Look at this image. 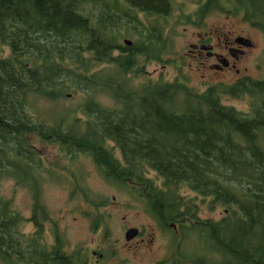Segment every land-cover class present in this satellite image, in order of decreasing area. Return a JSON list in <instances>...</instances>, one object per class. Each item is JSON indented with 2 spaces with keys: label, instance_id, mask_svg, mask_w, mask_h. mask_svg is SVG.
Masks as SVG:
<instances>
[{
  "label": "trees",
  "instance_id": "1",
  "mask_svg": "<svg viewBox=\"0 0 264 264\" xmlns=\"http://www.w3.org/2000/svg\"><path fill=\"white\" fill-rule=\"evenodd\" d=\"M132 1L141 7L163 4ZM91 5L97 14L87 12ZM128 11L117 4L80 0H0V188L12 180L31 196V214L26 216L12 197L0 193V264H81L78 257L84 255L68 251L57 229L53 245L43 241L44 225L52 218L42 193L46 180L70 174L99 211L105 202L91 200L73 170L82 156L93 160L108 183L140 194L161 223L189 216L193 232L205 236L212 223L200 219L195 206L184 205L179 213L183 186L204 202L215 192L222 205L233 194L234 173L247 169L239 176L246 179L242 188L249 183L256 187L248 177L261 167L239 154L235 144L236 133L247 135L255 117H244L225 104L224 95L248 93L262 108L264 80L247 78L230 91H199L189 87L182 67L175 64V78H149L129 88L131 78L146 74L139 57L164 62L166 51L149 38L133 46L119 41L121 28L129 24ZM101 93L116 107L104 105ZM69 95L78 96L75 105L50 107ZM51 147L56 156L45 151ZM150 171L160 182L148 176ZM251 191L241 202L258 203ZM103 219H94L93 230ZM30 223L35 230L27 233ZM217 241H223L222 234Z\"/></svg>",
  "mask_w": 264,
  "mask_h": 264
},
{
  "label": "flooded vegetation",
  "instance_id": "2",
  "mask_svg": "<svg viewBox=\"0 0 264 264\" xmlns=\"http://www.w3.org/2000/svg\"><path fill=\"white\" fill-rule=\"evenodd\" d=\"M162 1L163 4L157 6L141 7L132 0H80L84 3H112L127 8L130 14L129 24L124 25L121 29L131 26L139 35L140 40L153 39L166 52L170 47L171 38L167 37L169 32L165 31V28L172 29L174 26L184 25L191 40L186 45V51L171 60L174 64L182 67V70L186 64L195 66L202 78L204 90L220 88L230 91L236 84L244 82L247 78H252L247 73L249 53L255 47V43L248 36V25L264 31V0ZM215 15L224 16L228 21L217 24ZM141 16H144V20L141 19ZM253 17H256L258 21L252 22ZM153 21H158L161 26L151 23ZM126 39L128 38H124L122 41L124 45H126ZM131 41L133 44L130 46L135 45L136 41ZM163 61L146 59L142 54L139 57V66L144 68V72H147L146 68L152 62L165 63L164 59ZM243 97L250 98L249 113H243L225 102L227 98L243 99ZM224 103L234 107L244 117H255L256 123L250 128H246L247 135L236 133L235 144L239 154H247L261 167L257 174L252 173L248 177L250 181L255 179L256 187L249 183L244 186V189L242 188L246 179L239 176L246 173L247 169H244L241 174L234 173L236 178L232 181L233 194H230L229 203L225 205L219 203L215 192L206 199V202L202 198L212 215L208 218L212 223L209 236H205L203 232L200 234L193 232L190 222L192 219L189 216L180 218V221H165L164 224L147 209L154 218L158 230L162 233L161 238L155 235L145 236V233L139 229L138 235L134 238L127 240L125 236L124 249H133L135 253L144 248L151 249L158 238L162 241L161 244L157 243L156 250L164 249L163 258L156 259L152 264H264V107L259 108L257 98L248 93L238 96L224 95ZM249 171L252 172V170ZM74 185V192L77 193L79 188H77V184ZM114 186L125 189L117 184ZM82 187L86 190L84 186ZM181 189L177 198V206L180 207L179 213L182 216L184 205H191V209L195 206L199 217V208L196 207V203L185 199L180 194ZM249 190H252L251 192L256 195L258 203L255 205L241 202L246 200V193ZM82 194L84 195V193ZM131 194L147 207L145 199L140 194L134 192ZM85 197L87 200V195ZM219 210L221 211L219 212ZM216 213L221 215L215 217ZM218 234H222V242L217 241ZM192 241L197 243V246L192 247L194 251L189 250V243ZM112 243L107 249H101V244L94 245L91 242H88L87 247L77 248L76 251H81L80 255H84V257H78L79 260H82L81 264H127L128 262L124 258L119 257L118 250Z\"/></svg>",
  "mask_w": 264,
  "mask_h": 264
},
{
  "label": "rangeland",
  "instance_id": "3",
  "mask_svg": "<svg viewBox=\"0 0 264 264\" xmlns=\"http://www.w3.org/2000/svg\"><path fill=\"white\" fill-rule=\"evenodd\" d=\"M88 7L87 12L95 15L98 9ZM92 10L90 11L89 9ZM144 20V16H141ZM232 20V19H230ZM229 20V21H230ZM217 24L228 21L224 16L215 15ZM238 23V21H236ZM157 26H161L158 21L151 22ZM175 30V32H174ZM165 31L169 32L168 38H171L170 47L162 56L165 63L152 62L148 65L147 72L144 76L138 78H131L127 82L130 88H138L145 84L149 78L153 80H160L163 77L165 80H171L178 76L174 63H166L169 59L175 58L186 51V45L191 40V36L184 25L174 26L172 29L168 27ZM119 41L122 43L124 38L133 41L140 39L139 35L130 27L123 28ZM248 36L251 37L255 43V47L249 53V70L247 75L255 79H264V31L258 30L248 25ZM181 77L186 79L189 87L199 91H203L202 78L198 74L195 66L186 64L181 71ZM78 96L69 95V97L62 101L50 104V107L55 110H61L65 106L70 107L77 103ZM99 100L106 106L116 107V104L104 93L99 95ZM225 102L236 107L243 113H249L250 98L243 97V99L227 98ZM46 104V102H45ZM44 106V102L42 103ZM40 147V143H37ZM45 151L56 156L57 150L55 147L46 148ZM73 170L80 175L79 183L84 186L89 194L91 200L101 201L105 204L97 211L92 203L86 200V197L78 191L72 195L75 189L72 175L62 174L58 178L46 180L42 193V202L50 211L52 220H48L44 225V239L43 241L51 246L55 243V229H57L64 241L68 251H74L79 247H87L88 242L94 245L101 244L102 248H109L110 243L118 250L120 258H124L127 264H152L156 259L163 258L164 249H158L157 243L161 244L162 240L158 238L162 234L155 223L154 218L147 211L145 204L136 196L132 195L128 190L118 188L111 183H108L102 176L98 167L89 157L82 156L74 165ZM62 172H67L62 170ZM149 177L156 180L160 178L155 172L150 171ZM71 180V181H70ZM0 193L6 197L13 198L17 209L22 211L26 216L31 214V196L26 189L16 187L14 181H4L0 188ZM180 194L187 200H192L199 208V217L201 219H208L212 217L208 209V205L202 201V197L190 191L187 187H182ZM87 202V203H86ZM222 210V209H221ZM219 210V212L221 211ZM90 212V213H87ZM102 214V215H100ZM99 216L105 221L99 228L93 230L94 219ZM216 213L215 217L220 216ZM57 223V227L54 224ZM128 227H137L145 233V236L155 235L158 238L155 240L156 244L151 249L144 248L135 253L133 249H124L123 243L125 240V233ZM25 232L30 233L35 230V227L30 223L24 228ZM108 232V233H107ZM144 235V234H143ZM161 238V237H160ZM192 241L189 243V250L194 251L192 247L197 246V243ZM131 250V251H130Z\"/></svg>",
  "mask_w": 264,
  "mask_h": 264
},
{
  "label": "water",
  "instance_id": "4",
  "mask_svg": "<svg viewBox=\"0 0 264 264\" xmlns=\"http://www.w3.org/2000/svg\"><path fill=\"white\" fill-rule=\"evenodd\" d=\"M248 41H249V40H248ZM125 44L128 45V46H130V45L133 44V42H132L131 40L126 39V40H125ZM138 233H139V229H138V228H136V227H131V228H129V229L126 231V234H125L126 239H127V240H130V239L134 238L135 236H137Z\"/></svg>",
  "mask_w": 264,
  "mask_h": 264
}]
</instances>
